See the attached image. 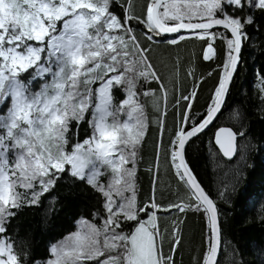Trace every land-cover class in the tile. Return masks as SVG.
Returning <instances> with one entry per match:
<instances>
[{
    "label": "snow or ice",
    "instance_id": "1",
    "mask_svg": "<svg viewBox=\"0 0 264 264\" xmlns=\"http://www.w3.org/2000/svg\"><path fill=\"white\" fill-rule=\"evenodd\" d=\"M111 3L0 0V264H28V252L17 250L8 226L23 207L39 206L65 174L74 182L86 183L99 194L102 204L92 213V220L81 217L77 231L50 245L46 261L33 264H175L181 242L178 221L172 222L167 254V229L162 232L157 223L158 213L173 210L204 217L206 250L200 264H217L223 214L197 181L185 151L187 143L214 122L226 103L243 46L253 39L247 28L260 31L256 13L264 14V0H146L142 15L132 14L130 6L124 8L122 19L110 11ZM214 27L225 31H214ZM187 39L206 45L204 61L217 57L214 42L220 40L226 45L225 58L217 65L220 75L201 122L196 123L193 112L198 84L176 100L177 107H186L179 111L167 148L163 140L166 110L155 121L160 129L157 162L163 153L184 186V195L179 202L161 206L154 188L150 202L140 206L137 165L148 123L137 90L141 81L155 82L167 101L168 89L148 54L153 42L175 46ZM207 75L211 77L214 71ZM38 80L43 83L34 92L32 86ZM256 87L264 105V75L259 72ZM117 90L125 94L119 104ZM142 95L156 97L151 89ZM156 105L159 110V97ZM239 116L235 113V118ZM85 122L91 134L80 140ZM73 124L75 143L70 139ZM244 135L221 127L215 143L231 159L237 152L238 136ZM105 175L107 183L102 182ZM239 179L237 173L236 183ZM230 187L236 190L235 185ZM228 188L219 195L224 197ZM57 199L52 197L50 204ZM258 219L264 221V216ZM129 223L136 226L126 231Z\"/></svg>",
    "mask_w": 264,
    "mask_h": 264
},
{
    "label": "trees",
    "instance_id": "2",
    "mask_svg": "<svg viewBox=\"0 0 264 264\" xmlns=\"http://www.w3.org/2000/svg\"><path fill=\"white\" fill-rule=\"evenodd\" d=\"M145 3L146 0H119V3L112 0L110 11L122 19L124 8L131 6L132 14L142 15ZM256 17L260 31H255L254 26L247 28L253 39L243 46L242 62L231 83L226 103L214 122L187 143L185 151L186 161L197 181L217 202L223 214L222 246L217 264H239L241 260L243 264H264V221L258 219L264 216V211H260L261 204H264V119L261 118L264 117V105L256 87L257 72L264 75V14L257 12ZM214 31L225 30L218 28ZM214 45L217 57L212 61H204L202 57L206 45L196 39H187L175 46L152 44L148 54L150 62L167 87L168 97L165 101L155 82L145 84L141 81L142 87L137 90L141 93L138 99L144 107L148 123L137 165L136 184L140 206L150 202L154 188L156 202L161 206L179 202L185 193L184 186L178 182L174 169L163 153L157 162L156 145L160 139V129L155 121L166 110L163 140L167 148L169 137L180 119L179 111L186 107L184 104L177 107L176 100L181 94L187 95L194 84L199 85L193 109L196 123L204 116L220 75L216 71L217 65H222L226 54L224 42L216 40ZM210 71H214L211 77L207 75ZM42 83L39 80L34 82L32 91L39 89ZM148 89L155 90L156 97H159V110L156 97L142 95ZM115 95L117 104L125 99L123 90H117ZM237 112L240 114L239 119L235 118ZM88 118L91 119V113ZM222 125L230 127L234 132H245L243 137L238 136L237 152L231 159L222 157L211 140L212 130ZM90 134L85 122L80 128L79 139L83 140ZM70 139L72 143L76 142L75 124L72 125ZM68 150L71 151L70 146ZM237 173L240 174L238 183ZM232 185H235V191L231 190ZM225 186H229L228 193L221 197L219 193L225 191ZM52 197L58 199L50 204ZM101 204L102 198L98 193L86 183L74 182L65 174L55 189L42 197L39 206L23 207L18 211L8 226V235L16 242L18 251L28 252V264L46 261L50 256V245L71 232L78 217L92 220V213L100 209ZM50 208L54 210L49 212ZM141 219L147 217L141 216ZM173 221H178L181 238L175 253V264H200L206 250L204 217L199 213L181 214L175 210L167 214L158 213L159 229L162 232L167 229L164 241L166 254L171 247L169 237ZM93 222L99 224L98 220ZM135 226L129 223L126 231H131Z\"/></svg>",
    "mask_w": 264,
    "mask_h": 264
},
{
    "label": "water",
    "instance_id": "3",
    "mask_svg": "<svg viewBox=\"0 0 264 264\" xmlns=\"http://www.w3.org/2000/svg\"><path fill=\"white\" fill-rule=\"evenodd\" d=\"M218 28H222V27H214V30L215 29H218ZM170 35V34H169ZM205 116H206V113L204 114V116L202 117V118H200L198 121H197V124L199 123V122H201L204 118H205ZM209 127V126H208ZM207 127V128H208ZM221 127H224V128H230V127H228V126H226V125H222V126H219V127H215V129L214 130H212V135H211V140H213V145L215 146V148L217 149V152L218 153H220L221 155H222V157H224V158H227V159H229L228 157H225L224 155H223V153H222V151L220 150V148H219V146L215 143V133H216V131L219 129V128H221ZM206 128V129H207ZM205 129V130H206ZM231 129V128H230ZM189 130H190V127H189ZM237 133H239V132H237ZM193 139V138H192ZM203 260V259H202Z\"/></svg>",
    "mask_w": 264,
    "mask_h": 264
},
{
    "label": "rangeland",
    "instance_id": "4",
    "mask_svg": "<svg viewBox=\"0 0 264 264\" xmlns=\"http://www.w3.org/2000/svg\"><path fill=\"white\" fill-rule=\"evenodd\" d=\"M40 90V87H39V89H36L35 91H39ZM34 91V92H35ZM4 114H6V110H5V113ZM105 179V180H104ZM108 179H109V176L107 175V176H104L103 178H102V182L103 183H107L108 182ZM81 217H78L77 219H76V223H75V226H74V229L70 232H68L66 235H64V237H66L69 233H73V232H75V231H77V228H78V225H77V221L80 219ZM64 237L63 238H61L59 241H61V240H63L64 239ZM58 242V240L55 242V243H52V244H56Z\"/></svg>",
    "mask_w": 264,
    "mask_h": 264
}]
</instances>
